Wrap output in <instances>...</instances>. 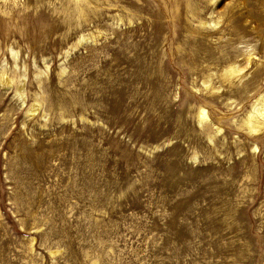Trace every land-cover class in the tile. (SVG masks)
<instances>
[{"label":"rangeland","instance_id":"rangeland-1","mask_svg":"<svg viewBox=\"0 0 264 264\" xmlns=\"http://www.w3.org/2000/svg\"><path fill=\"white\" fill-rule=\"evenodd\" d=\"M0 264H264V0H0Z\"/></svg>","mask_w":264,"mask_h":264},{"label":"bare ground","instance_id":"bare-ground-1","mask_svg":"<svg viewBox=\"0 0 264 264\" xmlns=\"http://www.w3.org/2000/svg\"><path fill=\"white\" fill-rule=\"evenodd\" d=\"M261 110L262 109H259V113H261ZM200 118L201 119H204V118H206V114H205V111L204 110H202L201 112H200ZM27 143H25V144H21V146H23V145H26ZM30 154H32V152H29Z\"/></svg>","mask_w":264,"mask_h":264}]
</instances>
